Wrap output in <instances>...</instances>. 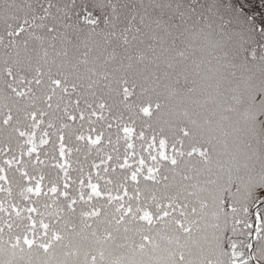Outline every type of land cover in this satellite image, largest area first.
Here are the masks:
<instances>
[{
  "label": "snow or ice",
  "instance_id": "6c2138e0",
  "mask_svg": "<svg viewBox=\"0 0 264 264\" xmlns=\"http://www.w3.org/2000/svg\"><path fill=\"white\" fill-rule=\"evenodd\" d=\"M249 9L0 0V264H264V11ZM105 112L122 162L117 147L104 175L57 163L64 175L43 190L28 171L50 155L32 159L37 129L52 159L57 145L70 158L81 148L66 137L85 136L68 121Z\"/></svg>",
  "mask_w": 264,
  "mask_h": 264
},
{
  "label": "trees",
  "instance_id": "16d2710c",
  "mask_svg": "<svg viewBox=\"0 0 264 264\" xmlns=\"http://www.w3.org/2000/svg\"><path fill=\"white\" fill-rule=\"evenodd\" d=\"M35 2V0H34ZM123 2V0H122ZM248 3L250 5V9L249 11H255V12H262L264 11V9L261 8V0H248ZM125 64H127V62H125ZM141 65H136V68L139 69L141 68ZM112 68H119V60H117L113 65ZM131 70L127 69V67L120 69L121 73L124 72H129ZM81 107L83 108L84 105L83 103L81 104ZM90 111V110H89ZM153 111H154V105H153ZM77 115V120L76 121H68V123L70 124H74L75 128L77 130V134L82 133L85 136V139L83 141H77L75 139V136L72 137L71 142L68 141L67 137L65 139V145H66V151H67V147H73L75 148L76 146H79L81 148V152L77 153L75 151H73L71 153V157L69 158L67 155L65 156L64 159H60L59 158V152H58V145H57V150L55 153L56 159H52L51 158V141L48 145H43L41 146L39 143V137L41 135V132L39 129H37V136H36V144H37V149L36 152L33 153L32 159H35L36 155L39 154L41 159H45L43 152L44 150H49L50 155L46 160V165H38L37 169L35 171H33L31 168L28 169V171L31 173V175H33L35 177L36 180L40 179V175L43 174L44 175V181L42 182L41 186L43 190H47L44 185H47L49 180L53 179L54 177H56L57 174H59L61 177L64 175V173L55 165L57 163L60 164H64V163H68L69 164V173L72 177H75L78 175L77 172L73 171V169H77L80 166L84 167L85 173L87 174L89 171L93 172V176H95L96 172L99 171L101 175H104L102 169L104 167V165L100 164V160L101 157H103L104 159L107 158V155L109 153H111L114 157L116 155V153L113 151L114 148H119V153L121 156V162L123 160V153H124V149H125V144L123 139H121L119 141V144H117V129L116 126L114 124V121L112 119V117L109 115V113L105 112L103 115L106 117L105 120H99L97 119V117H91L93 123L90 125L88 123V116L86 113V118L84 121H80L79 120V113L76 114ZM97 115L99 116L100 113L99 111L97 112ZM143 116V114H141V117ZM125 119L127 120V115L125 116ZM143 119H148L147 117H143ZM153 119H155V116L153 117ZM128 125L130 127H132L134 129L133 133H132V139L135 142V146H136V152L139 153L141 151L140 148V141L137 138V134L140 131V120H137V122L135 124H132L131 121H127ZM108 123H113V127L112 128H108L107 124ZM81 124H83V127H81ZM95 129V131H93L92 129ZM103 132V136L101 137V143L99 145H95L92 146V150H91V154H88V138L91 137L92 139L96 138V135H98L99 133ZM109 136H111V141L112 143L109 144L108 140H109ZM119 136L123 137L124 136V132H123V128L121 127L119 130ZM56 139V138H54ZM149 139H151V137H149ZM25 147H29V145H25ZM146 147V145H145ZM99 150V152H98ZM131 151V150H130ZM170 151V149H169ZM145 156H147V152L143 153ZM9 157H11V153L8 154ZM17 156H19V153H17ZM24 159H27V157H24ZM136 159H139V156L136 157ZM93 163L96 164H100V168L93 170L91 168V165ZM110 165L112 164V161L108 162ZM130 163L133 164V167L138 166L135 161L130 160ZM148 163L150 164L151 161L149 160ZM0 166H4L2 160H0ZM19 167V165H14L12 171H15V168ZM120 169L117 168V174L120 173ZM17 175H19L17 173ZM130 175V173H129ZM105 178H111L114 181L116 180V175H113L111 173V170L109 171L108 176H106ZM95 182V180H94ZM103 183V181H101V184ZM34 184V181H33ZM0 185H3V181H0ZM62 186V184H61ZM7 187V186H6ZM14 192H17L16 195V199L19 200L20 197L18 195V190L14 189ZM3 193H0V199L3 198ZM25 215H27V213H25Z\"/></svg>",
  "mask_w": 264,
  "mask_h": 264
}]
</instances>
